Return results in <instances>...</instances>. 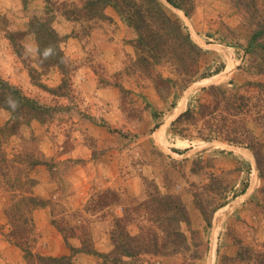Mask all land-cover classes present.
Masks as SVG:
<instances>
[{"label":"rangeland","instance_id":"obj_1","mask_svg":"<svg viewBox=\"0 0 264 264\" xmlns=\"http://www.w3.org/2000/svg\"><path fill=\"white\" fill-rule=\"evenodd\" d=\"M102 1L0 0V78L41 106L0 109V264L73 248L72 264H262L264 116L238 106L255 96L264 111V90L249 87L264 83V49L251 46L264 0H157L193 46L151 27L145 1H133L141 34ZM35 18L56 31L62 68L41 65ZM216 101L212 123L234 138L248 130L243 145L173 126L189 105Z\"/></svg>","mask_w":264,"mask_h":264},{"label":"trees","instance_id":"obj_2","mask_svg":"<svg viewBox=\"0 0 264 264\" xmlns=\"http://www.w3.org/2000/svg\"><path fill=\"white\" fill-rule=\"evenodd\" d=\"M133 1L135 0H115V8H117L118 11L122 13V15H127V21L135 27L137 32L141 34L142 29L144 27H140L136 23H134V18L136 16H141V10L135 9L136 6ZM146 2V6H149L148 8V16L146 18V22L149 23L151 27H162L168 34L170 31L174 32L177 31L179 38H184L188 44L193 46L192 40L190 38V35L188 33H184L182 25L180 24L178 19H175L174 16H170L166 11L163 9L161 4L157 0H141ZM170 5H172L175 8L181 9L182 6L177 3L175 0H166ZM257 0H233L237 5H240L241 7H244L246 9L249 8H257L256 2ZM103 4H108V0H103ZM91 3V2H90ZM92 5V4H91ZM151 6L152 10H151ZM135 9V13L137 15H134L133 10ZM129 14V15H128ZM188 14V12H187ZM142 22H145V17H140ZM139 20V18H138ZM33 28V32L35 33L38 42H39V54H40V60L42 66H47L50 68L53 67H59L62 68L64 66V54L60 49L59 45V38L56 34V31L52 28L49 21L44 22L41 18H35L33 20V24L31 25ZM141 40H142V35ZM258 45L261 48L264 49V19L261 21V23L258 25V29L254 32L251 38V46L252 45ZM51 48L52 52L49 55L48 58L44 57L45 50ZM198 51H200L198 49ZM183 74L188 77L187 71H183ZM258 74H264V63H260L258 67ZM249 87H252L253 90L258 91L264 90V83H252L249 85ZM211 92V96H213L214 99H218V95H216V88L209 89ZM220 93H222V96L224 98V106L223 111L226 113H232L231 109L234 106L235 102H228L229 99H227V92L225 90H219ZM10 98L11 100H14L16 102V107H19L21 109H26L30 111H37L40 109V105L31 98H28L22 90L9 83L8 81L0 78V109H6V110H12L16 107L10 106ZM255 98V96L248 98V97H242V102L240 103L239 110L242 114L247 117L248 115H251L256 110V114L258 117L255 119V121H261L262 117L264 116V111L262 107L260 106V102H256L253 105L252 99ZM218 101H216L217 103ZM220 103H217L216 105H196L193 104L189 105L187 110L173 123V126H182L181 131L184 133L191 134L192 132H196L197 137L203 139L204 141H212V140H219L228 142L231 144H239L243 145L246 142V139L249 140V131L245 130L244 135H239L236 138L233 137V135L230 132H227L225 130V127L219 126V124L212 123V120L214 118V114L220 111ZM215 104V100H214ZM237 108V107H236ZM209 117V119L205 120V118ZM204 120V123L200 125L201 121ZM181 132V134L183 133ZM195 135V136H196ZM244 136V137H243ZM5 136L4 131L2 127H0V160L4 155V144H5ZM176 199V198H175ZM165 200L167 203H176L178 202V206L176 207L178 209L179 215L176 216L178 219H176V222L178 224H181L186 221L185 215L186 211L182 204L176 199V201L172 200L170 196H166ZM171 205V204H169ZM160 209V208H159ZM156 208H152L151 211L156 214L157 210ZM157 215V214H156ZM176 231V234H174L177 237H184L181 232L180 228H174ZM170 244L173 246H176L177 244L174 241H170ZM72 253L69 256H63V257H55V258H46L43 259V262L45 264H72V259L75 256L77 250L74 248L71 249ZM264 258V255H263ZM263 264L264 262L261 261Z\"/></svg>","mask_w":264,"mask_h":264},{"label":"clouds","instance_id":"obj_3","mask_svg":"<svg viewBox=\"0 0 264 264\" xmlns=\"http://www.w3.org/2000/svg\"><path fill=\"white\" fill-rule=\"evenodd\" d=\"M51 52H52L51 48L45 50L44 57L48 58L49 55L51 54ZM10 106L13 107V108L16 107V102L14 100H11V98H10Z\"/></svg>","mask_w":264,"mask_h":264},{"label":"bare ground","instance_id":"obj_4","mask_svg":"<svg viewBox=\"0 0 264 264\" xmlns=\"http://www.w3.org/2000/svg\"><path fill=\"white\" fill-rule=\"evenodd\" d=\"M218 77V76H217ZM216 77L212 78V79H209V80H206V81H214ZM218 79V78H217Z\"/></svg>","mask_w":264,"mask_h":264},{"label":"crops","instance_id":"obj_5","mask_svg":"<svg viewBox=\"0 0 264 264\" xmlns=\"http://www.w3.org/2000/svg\"><path fill=\"white\" fill-rule=\"evenodd\" d=\"M63 249H64V248H63ZM65 252H68L66 248L64 249V252H63V254H65Z\"/></svg>","mask_w":264,"mask_h":264}]
</instances>
